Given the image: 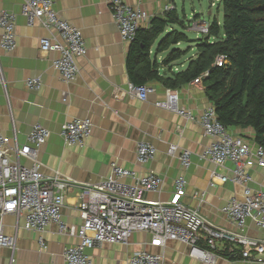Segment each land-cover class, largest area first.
Segmentation results:
<instances>
[{"label": "crops", "instance_id": "crops-1", "mask_svg": "<svg viewBox=\"0 0 264 264\" xmlns=\"http://www.w3.org/2000/svg\"><path fill=\"white\" fill-rule=\"evenodd\" d=\"M51 1L57 16L82 33L87 52L77 60L79 76L74 82L63 84L51 66V61L57 55L42 53L38 46V41L48 37L49 33L37 24L27 25L19 13L21 0H0V11L15 15L16 41V48L11 53L0 48V66L4 78V85L0 86V133L12 139L16 132L17 143L23 145L34 125L47 129L50 136L37 152V159L42 165L41 173L51 177L57 172L75 184H99L109 177L110 164L115 163L137 175L154 174L162 184L158 193L147 194L146 199L166 202L172 196L174 181L183 177L186 190L182 201L189 207L198 208L212 225L233 230L221 209L230 199H241L243 188L231 183L221 184L218 179L214 180V187L210 186L213 172L227 178H231V174L229 166L214 167L199 159V154L212 142L211 138L204 135L199 122L185 121L163 107H156V103L164 104L165 91L168 89L157 80L147 84L153 92L145 101L127 95L130 84L127 67L130 44L120 38L108 8L109 0ZM123 1L148 17L141 24L142 29L148 28L154 18L163 17L165 7H173V0ZM218 25L222 26V23ZM221 37L222 34L219 35ZM214 41L210 39V42ZM180 46L177 48L187 52L195 47L193 45L182 50ZM167 54L168 51L157 52L156 42L151 48L150 59L157 63L158 76L169 79L186 70L188 63L195 59L196 50L184 60L185 64H180V61L186 54L170 66L162 64ZM206 77L204 74L174 89L178 108L191 112L196 118L211 106L203 84ZM30 79H39L41 89L28 90L26 81ZM63 92L68 94L66 103L62 102ZM73 119H87L92 124L91 135L82 148L67 147L60 137L62 124ZM227 131L255 146L251 129ZM140 143H147L155 149L154 159L145 166L135 164L136 149ZM170 145L176 146L178 151L187 150L191 153L190 165L186 170L181 168L177 156L168 155ZM21 163L25 164L26 161L21 160ZM248 175L251 190H264V169H250ZM78 193V189H73L65 194L60 212L61 221L77 229L81 226L76 210ZM199 193L205 194L202 204L193 198ZM3 228L5 235L14 238L15 248L0 249V264H64V250L79 243L75 237L57 234V227L50 225L42 234L47 246L46 250H42L38 245L39 234L23 230V219L13 215L3 218ZM246 234L252 238L263 236L251 222L247 223ZM149 240L148 234L135 233L126 246L104 244L87 249L85 254L92 264L123 263L142 250L161 255L163 264H203L191 259L184 245L168 242L163 249H155L146 246ZM219 255L221 259L216 260L215 264H264L223 253Z\"/></svg>", "mask_w": 264, "mask_h": 264}, {"label": "built area", "instance_id": "built-area-1", "mask_svg": "<svg viewBox=\"0 0 264 264\" xmlns=\"http://www.w3.org/2000/svg\"><path fill=\"white\" fill-rule=\"evenodd\" d=\"M108 8L112 21L121 40L131 44L141 24L148 17L134 10L123 0H109ZM174 10L167 6L164 13ZM20 16L28 26L37 24L49 33L48 37L38 41L42 53H54L57 57L51 61L52 68L58 73L63 84L74 82L79 76L77 60L86 55V47L79 29L61 20L53 9L51 0H21ZM191 30L206 36L208 24L191 23ZM0 48L11 53L16 48L15 15L0 11ZM227 58L219 56L215 60L218 68L226 64ZM4 85L0 66V86ZM39 79L26 81L30 91L41 89ZM153 92L148 85L129 84L127 95L145 101ZM68 94H61L66 103ZM180 116L188 122L198 121L206 137L212 139L199 159L214 167L229 166L231 178L212 173L210 186L214 180L221 184L231 183L243 188L241 199H230L221 209L222 214L233 230H225L212 225L200 213L198 208L187 206L182 199L185 196L186 182L178 177L173 183V193L166 202L150 201L147 194L159 192L162 181L154 174L137 175L122 169L115 163L110 164V175L97 185L75 184L59 173L51 177L44 176L37 159V152L48 140L47 129L34 125L26 135L25 143L19 145L17 133L12 139L0 133V249L13 250L15 240L4 233L3 218L16 216L23 219V230L39 234L38 245L42 250L47 246L42 238L50 225L57 227V234L75 237L76 245L69 246L63 252L64 264H92L85 254L87 249L104 244L127 245L135 233L150 236L148 248L163 249L168 242H176L188 249V256L203 264H215L221 259L219 253L237 256L242 260L264 263V190L253 191L248 171L253 168L264 169V149L251 146L239 136L231 135L222 126L212 106L207 107L199 118L191 112L178 108L177 92L167 89L164 104H155ZM92 132V124L87 119H73L60 127V137L67 147L85 146ZM177 147L170 145L168 155L177 156L182 169L190 165L191 153L187 150L177 152ZM155 149L140 143L135 154V164L145 166L154 159ZM21 160L26 163L22 164ZM27 161L29 165H27ZM78 189L77 213L81 226H67L61 221V209L67 192ZM194 199L202 204L204 193L196 194ZM263 233L262 238H252L246 234L247 223ZM118 264H163L159 254L146 250L134 253L128 260Z\"/></svg>", "mask_w": 264, "mask_h": 264}, {"label": "trees", "instance_id": "trees-1", "mask_svg": "<svg viewBox=\"0 0 264 264\" xmlns=\"http://www.w3.org/2000/svg\"><path fill=\"white\" fill-rule=\"evenodd\" d=\"M218 1L222 26L213 19L208 34L199 40L189 41L182 34L185 25L176 10L154 18L148 28H140L129 46L130 83L143 86L157 80L174 90L206 74L203 84L218 122L227 130L251 129L255 145L264 149V0ZM156 42L158 53L168 51L164 65L170 66L186 54L187 50L177 48L182 43L194 44L196 57L183 72L169 79L160 77L157 63L150 59ZM219 56L227 58L221 68L215 65Z\"/></svg>", "mask_w": 264, "mask_h": 264}, {"label": "rangeland", "instance_id": "rangeland-1", "mask_svg": "<svg viewBox=\"0 0 264 264\" xmlns=\"http://www.w3.org/2000/svg\"><path fill=\"white\" fill-rule=\"evenodd\" d=\"M173 8L184 22L185 29H183V33L189 41L198 40L203 37L201 34L191 30V23L193 21L209 24L213 19H216L219 24L222 23V10L219 7V3L215 0H173ZM193 45L183 43L180 48L186 50L189 46ZM194 53V48H191L180 61V64H185L184 60L191 57Z\"/></svg>", "mask_w": 264, "mask_h": 264}]
</instances>
